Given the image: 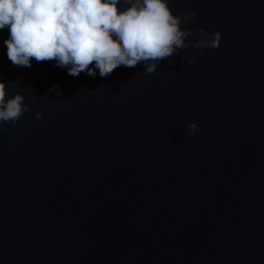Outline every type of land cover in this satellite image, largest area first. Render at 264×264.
I'll use <instances>...</instances> for the list:
<instances>
[{
    "label": "water",
    "instance_id": "water-1",
    "mask_svg": "<svg viewBox=\"0 0 264 264\" xmlns=\"http://www.w3.org/2000/svg\"><path fill=\"white\" fill-rule=\"evenodd\" d=\"M168 2L221 42L153 74L18 67L0 30L29 106L0 122V264H264V0Z\"/></svg>",
    "mask_w": 264,
    "mask_h": 264
},
{
    "label": "clouds",
    "instance_id": "clouds-1",
    "mask_svg": "<svg viewBox=\"0 0 264 264\" xmlns=\"http://www.w3.org/2000/svg\"><path fill=\"white\" fill-rule=\"evenodd\" d=\"M0 0V30L9 29L7 58L18 67L55 61L68 75L85 72L95 77L110 75L117 67L144 64V72H156L158 61L178 49H217L221 32L200 28L199 39L186 40L192 29L182 28L197 18L195 11L173 14L168 0ZM188 63H192L195 58ZM58 87L53 85L52 88ZM6 83L0 82V122H17L29 106L16 92L6 100ZM194 111V109H188ZM42 116L36 113L37 119ZM189 136L200 130L197 121L188 125Z\"/></svg>",
    "mask_w": 264,
    "mask_h": 264
}]
</instances>
